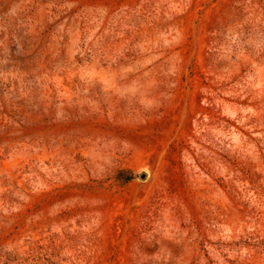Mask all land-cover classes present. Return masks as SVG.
<instances>
[{
	"label": "rangeland",
	"instance_id": "374dc122",
	"mask_svg": "<svg viewBox=\"0 0 264 264\" xmlns=\"http://www.w3.org/2000/svg\"><path fill=\"white\" fill-rule=\"evenodd\" d=\"M0 264H264V0H0Z\"/></svg>",
	"mask_w": 264,
	"mask_h": 264
}]
</instances>
